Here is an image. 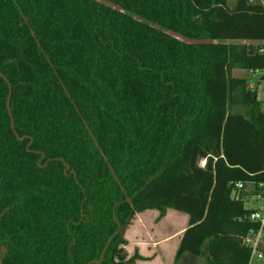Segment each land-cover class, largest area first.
Instances as JSON below:
<instances>
[{"label":"trees","instance_id":"obj_1","mask_svg":"<svg viewBox=\"0 0 264 264\" xmlns=\"http://www.w3.org/2000/svg\"><path fill=\"white\" fill-rule=\"evenodd\" d=\"M237 70L264 87L249 0H0L3 264H90L114 236L101 264H135L149 211L189 218L175 264H250L264 100Z\"/></svg>","mask_w":264,"mask_h":264},{"label":"crops","instance_id":"obj_2","mask_svg":"<svg viewBox=\"0 0 264 264\" xmlns=\"http://www.w3.org/2000/svg\"><path fill=\"white\" fill-rule=\"evenodd\" d=\"M253 75L262 77L261 73ZM158 218L159 213L154 211L139 214L133 225L127 230L128 246L126 251L129 258L136 253L143 257L135 264H175L181 239L189 227V218L187 215L175 211H169L161 221ZM137 219H139L140 225L136 226ZM185 257L182 259L183 263Z\"/></svg>","mask_w":264,"mask_h":264},{"label":"built area","instance_id":"obj_3","mask_svg":"<svg viewBox=\"0 0 264 264\" xmlns=\"http://www.w3.org/2000/svg\"><path fill=\"white\" fill-rule=\"evenodd\" d=\"M249 2L261 5L264 8V0H249ZM237 188L240 190L243 189V184H238ZM251 200H262V198L259 196L258 198H252ZM251 220L259 223L260 228L258 230H252L243 240V244L251 250V261L253 258L258 257L264 263V208L258 212H254L251 215Z\"/></svg>","mask_w":264,"mask_h":264},{"label":"rangeland","instance_id":"obj_4","mask_svg":"<svg viewBox=\"0 0 264 264\" xmlns=\"http://www.w3.org/2000/svg\"><path fill=\"white\" fill-rule=\"evenodd\" d=\"M232 2L234 0H231ZM231 43V42H227ZM233 43H239L241 44L242 42H233ZM233 76L236 78H244V79H250L252 81L251 86H257L258 88V97L260 100H264V87L263 85L257 84V81L260 79V76L258 75H253V73L247 72V71H240L237 70L233 73ZM256 81V82H255ZM205 163H202L201 165L203 166ZM250 199V198H249ZM246 207L247 208H255L262 210L264 208V199L262 200H257L256 202H251L250 200L246 202ZM178 214V213H177ZM135 225H140L139 219H137ZM129 230V229H128ZM184 263L182 262L181 264H206L205 261L202 258H195L190 254L186 255ZM251 264H264L258 257L253 258L251 261Z\"/></svg>","mask_w":264,"mask_h":264},{"label":"water","instance_id":"obj_5","mask_svg":"<svg viewBox=\"0 0 264 264\" xmlns=\"http://www.w3.org/2000/svg\"><path fill=\"white\" fill-rule=\"evenodd\" d=\"M210 42H211V41H208V43H210ZM3 78L6 80L5 77H3ZM8 84H9V83H8ZM114 237H115V236H114ZM114 237H112L111 240L108 242V244H107V246L105 247V249H104V251H103V254H102V256H101V261L96 262L97 264L101 263V262L104 260V258H105V254H106V252H107V250H108V248H109L110 243L113 241ZM2 252H3L4 256L8 253V251H7L6 248H3ZM0 264H3V258H2L1 256H0Z\"/></svg>","mask_w":264,"mask_h":264},{"label":"flooded vegetation","instance_id":"obj_6","mask_svg":"<svg viewBox=\"0 0 264 264\" xmlns=\"http://www.w3.org/2000/svg\"><path fill=\"white\" fill-rule=\"evenodd\" d=\"M111 244V243H110ZM110 246V245H109ZM3 248L4 247H1V249H0V256L3 258V260L5 259V257L8 255V253L4 256V254H3V252H2V250H3ZM105 249V248H104ZM104 251V250H103ZM107 253V252H106ZM102 254H103V252H102ZM102 256V255H101ZM105 256H106V254H105ZM105 259V258H104ZM99 261H101V257H100V260ZM104 261V260H103ZM102 261V262H103ZM96 262H98V261H95V262H92V263H90V264H97ZM101 262V263H102ZM101 263H99V264H101Z\"/></svg>","mask_w":264,"mask_h":264}]
</instances>
